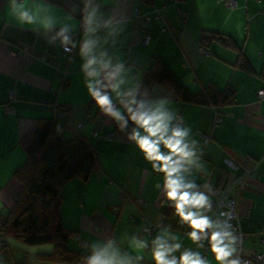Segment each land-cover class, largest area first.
Returning <instances> with one entry per match:
<instances>
[{
  "label": "crops",
  "instance_id": "obj_1",
  "mask_svg": "<svg viewBox=\"0 0 264 264\" xmlns=\"http://www.w3.org/2000/svg\"><path fill=\"white\" fill-rule=\"evenodd\" d=\"M233 1L235 8L227 9L216 0H0V225L20 189L13 177L24 159L19 140L36 119L53 118L61 107V138L85 137L99 159L86 181L72 179L61 190L60 218L74 233L70 250L116 264H160L158 257L165 264H226L233 245L214 202L229 186L240 230L249 235L244 249L264 252L257 240L264 220V97L258 99L264 95V0ZM21 12L32 23H21ZM155 13L160 19L148 25L151 40L142 44L141 21ZM101 19L108 20L105 27ZM85 23L90 27L82 29ZM61 30L70 38L68 54L61 51ZM204 31L230 38L236 49L217 41L202 47ZM20 49L27 52L14 55ZM45 49L58 70L30 56ZM239 52L250 72L235 67ZM154 57L191 94L212 84L231 88L233 98L219 107L196 106L154 86L130 133L115 134ZM87 59L94 63L84 68ZM94 96L108 104L101 108ZM175 115L179 128L171 127ZM146 224L156 227L151 237L142 232ZM207 233L219 241L200 248L198 236ZM51 252L49 244L29 246L0 234V264H54L39 257Z\"/></svg>",
  "mask_w": 264,
  "mask_h": 264
},
{
  "label": "trees",
  "instance_id": "obj_2",
  "mask_svg": "<svg viewBox=\"0 0 264 264\" xmlns=\"http://www.w3.org/2000/svg\"><path fill=\"white\" fill-rule=\"evenodd\" d=\"M212 41L236 49L232 40L222 34L208 31L200 34L202 47ZM235 67L246 72L251 70L241 52L238 53ZM154 86L162 87L181 103L196 106L219 107L229 102L234 94L229 87L220 90L212 84L206 85L197 94H191L168 65L154 57L138 78L124 114L115 122V134L130 133L138 113L147 106ZM63 127L64 121H57L55 116L38 118L19 140L24 159L13 177L20 189L0 225V234L21 240L29 246L51 245L52 252L49 255L39 256L44 261L87 264L92 255L70 250L67 246L74 233L64 227L60 218L61 190L72 179L86 181L99 170V159L85 137L77 134L71 139H62Z\"/></svg>",
  "mask_w": 264,
  "mask_h": 264
},
{
  "label": "built area",
  "instance_id": "obj_3",
  "mask_svg": "<svg viewBox=\"0 0 264 264\" xmlns=\"http://www.w3.org/2000/svg\"><path fill=\"white\" fill-rule=\"evenodd\" d=\"M217 2H220L224 7L227 9H233L236 6V3L233 0H216ZM138 14V9H135L134 15ZM160 19V15L158 13L153 14L152 16H145L143 17L141 24H140V30L142 32V44H147L151 40V37L147 31L148 25L152 21H158ZM108 23L107 19H101L99 24L101 27H105ZM90 27L89 24L85 23L81 25L82 29ZM136 31V29H135ZM58 36L63 37L62 33H58ZM71 47H70V38L68 40V43L61 44V51L65 54L70 53ZM22 51H26L25 49H20L17 52L14 53V55H19ZM201 52L206 55L205 50H201ZM49 50L45 49L44 52L40 54H30L31 57L34 59L40 60L41 62L53 67L54 69H59V64L53 60H51L49 56ZM67 81L64 79L61 80L62 85H65ZM264 95L259 92L258 93V99H262ZM65 109H59L57 108L55 119L57 121H62L64 117ZM143 115V111H140L136 117L137 120H140L141 116ZM221 116L216 115L213 121V124L216 125L220 123ZM181 125V118L179 115H175L172 118L171 121V127L172 128H179ZM80 127V124H77V128ZM228 164L234 167V163L232 161H228ZM211 190V189H210ZM230 187L226 186L220 190L217 191V197L214 202L215 207V216H217L223 225V227L228 231V234L232 240L233 249L232 252L227 256L226 258V264H262L264 262V252L251 249V250H245L243 246V242L246 238L249 237V235L245 234L240 230L239 227V219L235 212V202L232 197L229 195ZM187 192L182 193V196H187ZM126 197L124 195L120 196V200L123 201ZM134 202L138 206H143L145 202L141 198H135ZM234 214L235 218L233 220L229 219V216ZM192 222L197 226L201 225V220L194 216L192 217ZM156 227L153 224H146L142 227V232L147 236L151 237L155 231ZM262 236L259 237L257 240L259 244L264 245V220H263V227L261 231ZM76 243L80 247H85V243L79 240L78 237H75ZM219 241V238L213 234V233H207L206 235L198 236V246L203 249H207L211 246H214Z\"/></svg>",
  "mask_w": 264,
  "mask_h": 264
},
{
  "label": "clouds",
  "instance_id": "obj_4",
  "mask_svg": "<svg viewBox=\"0 0 264 264\" xmlns=\"http://www.w3.org/2000/svg\"><path fill=\"white\" fill-rule=\"evenodd\" d=\"M18 19L21 23H28V24L32 23V17H30L27 12H21ZM62 32L63 30H61V33ZM68 40L69 38L67 36H64L61 43L62 44L68 43ZM81 51L83 53V48ZM93 63H94L93 60L87 59L83 67L87 68ZM94 99H96L97 105L100 106L101 108H103L105 105L108 104V100L104 97L97 98L96 96H94ZM105 100L107 101V103H102V101H105ZM176 135L179 136L180 133H176ZM158 260L160 261V264H165V262L162 260L161 257H158ZM87 264H116V261L111 258H105L103 255H100V254H93L92 256L88 258Z\"/></svg>",
  "mask_w": 264,
  "mask_h": 264
},
{
  "label": "snow or ice",
  "instance_id": "obj_5",
  "mask_svg": "<svg viewBox=\"0 0 264 264\" xmlns=\"http://www.w3.org/2000/svg\"><path fill=\"white\" fill-rule=\"evenodd\" d=\"M102 103H107V101L105 100V101H102ZM145 144H147V142L145 141L144 142ZM175 193H173V195H174ZM197 226H199V225H197Z\"/></svg>",
  "mask_w": 264,
  "mask_h": 264
}]
</instances>
